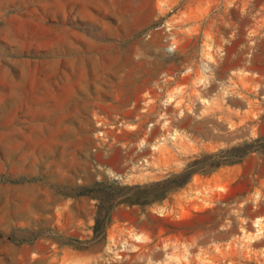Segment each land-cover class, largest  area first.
I'll list each match as a JSON object with an SVG mask.
<instances>
[{"label":"rangeland","instance_id":"rangeland-1","mask_svg":"<svg viewBox=\"0 0 264 264\" xmlns=\"http://www.w3.org/2000/svg\"><path fill=\"white\" fill-rule=\"evenodd\" d=\"M0 264H264V0H0Z\"/></svg>","mask_w":264,"mask_h":264},{"label":"trees","instance_id":"trees-1","mask_svg":"<svg viewBox=\"0 0 264 264\" xmlns=\"http://www.w3.org/2000/svg\"><path fill=\"white\" fill-rule=\"evenodd\" d=\"M242 156H243V154L240 157H242Z\"/></svg>","mask_w":264,"mask_h":264}]
</instances>
